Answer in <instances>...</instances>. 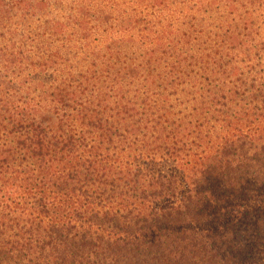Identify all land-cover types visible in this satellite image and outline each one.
I'll return each instance as SVG.
<instances>
[{"label": "trees", "instance_id": "16d2710c", "mask_svg": "<svg viewBox=\"0 0 264 264\" xmlns=\"http://www.w3.org/2000/svg\"><path fill=\"white\" fill-rule=\"evenodd\" d=\"M0 264H264V0H0Z\"/></svg>", "mask_w": 264, "mask_h": 264}]
</instances>
